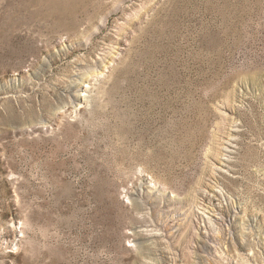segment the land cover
Returning <instances> with one entry per match:
<instances>
[{
	"label": "rangeland",
	"instance_id": "obj_1",
	"mask_svg": "<svg viewBox=\"0 0 264 264\" xmlns=\"http://www.w3.org/2000/svg\"><path fill=\"white\" fill-rule=\"evenodd\" d=\"M0 264H264V0H0Z\"/></svg>",
	"mask_w": 264,
	"mask_h": 264
}]
</instances>
